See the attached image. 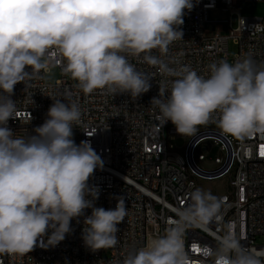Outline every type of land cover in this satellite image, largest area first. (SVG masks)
<instances>
[{"label":"clouds","instance_id":"clouds-1","mask_svg":"<svg viewBox=\"0 0 264 264\" xmlns=\"http://www.w3.org/2000/svg\"><path fill=\"white\" fill-rule=\"evenodd\" d=\"M193 7V0H0V255L24 256L38 241L56 247L86 209L85 246L109 249L127 215L123 196L114 209L95 206L99 189L89 179L104 161L89 141L77 145L73 139L82 115L77 104L54 100L35 135H16L7 127L18 111L11 99L15 85L23 82L26 89L40 77L52 53L83 93H128L133 100L150 90L153 79L129 59L141 58L172 78L161 80L150 103L163 124L171 121L183 137L210 119L233 138L264 136V66L250 54L234 63H211L207 77L164 58L183 39L185 10ZM188 199L162 236L126 254L121 264H264V250L246 248L230 225L222 234L211 231V224L223 223L222 197L196 188ZM189 229L210 234L215 246L186 245Z\"/></svg>","mask_w":264,"mask_h":264},{"label":"built area","instance_id":"built-area-1","mask_svg":"<svg viewBox=\"0 0 264 264\" xmlns=\"http://www.w3.org/2000/svg\"><path fill=\"white\" fill-rule=\"evenodd\" d=\"M243 1L264 0H193L194 7L185 10L180 26L183 39L173 42L166 60L176 61L171 66L189 65L207 77L209 65L226 60L234 63L250 54L258 65L264 66V16L245 17L240 13ZM229 11L226 30L220 32L211 24V11ZM238 16V26L231 16ZM258 24V28L254 25ZM233 39L237 53L231 57L228 41ZM153 55L159 56L158 50ZM140 71L149 73L151 88L133 100L128 93L114 96L101 90L83 93L78 83L65 75L62 64L52 53L49 68L32 80L25 89L23 82L14 87L11 99L16 102V117L7 122L16 135H35L34 129L44 123L54 100L75 103L81 110L79 127H73L77 145L89 141L104 161L89 179L90 186L99 189L96 207L114 209L117 197L123 196L127 215L118 225V243L109 249L93 252L82 239L84 218L73 219L72 231L56 247L37 246L24 256L0 255V264H121L129 252L162 236L175 218L177 207L190 203L188 193L201 188L204 182L227 180L228 192L206 190L222 197L225 203L223 223H213L212 232L222 234L230 225L241 243L249 249L264 250V136L257 134L240 140L222 133L210 121L199 126L193 136H181L171 121L163 124L158 109L151 99L158 97L162 77L155 68L141 58L129 57ZM60 68L62 76L55 83L45 81L51 66ZM183 139L178 146L174 140ZM46 243V237L45 241ZM193 242L215 246L213 237L199 229H189L186 245ZM194 259H199L194 247Z\"/></svg>","mask_w":264,"mask_h":264},{"label":"rangeland","instance_id":"rangeland-1","mask_svg":"<svg viewBox=\"0 0 264 264\" xmlns=\"http://www.w3.org/2000/svg\"><path fill=\"white\" fill-rule=\"evenodd\" d=\"M240 13L245 17H263L264 16V3L263 2H255V1H243L240 5ZM230 17L229 11H211L210 18L211 20H218L221 22H217L215 24H211V26H215L220 32L229 35V29L226 30V22L224 20H228ZM232 25L234 27L238 26V16L233 15ZM228 51L230 56L233 57L237 53V45L234 43L233 39H229L228 41ZM62 76L61 70L57 66H51L50 71L45 76V81L48 83H55ZM174 143L178 146H182L184 144V140L179 138L174 140ZM203 190H212L217 189L220 192H228L229 188L227 186V180L221 179L214 182H204L200 185Z\"/></svg>","mask_w":264,"mask_h":264},{"label":"snow or ice","instance_id":"snow-or-ice-1","mask_svg":"<svg viewBox=\"0 0 264 264\" xmlns=\"http://www.w3.org/2000/svg\"><path fill=\"white\" fill-rule=\"evenodd\" d=\"M260 154H261V155H264V147L261 148ZM194 250H195V251H198V249H195V248H194Z\"/></svg>","mask_w":264,"mask_h":264}]
</instances>
